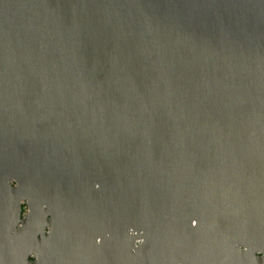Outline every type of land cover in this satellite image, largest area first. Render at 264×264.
<instances>
[{"label": "water", "instance_id": "95a60500", "mask_svg": "<svg viewBox=\"0 0 264 264\" xmlns=\"http://www.w3.org/2000/svg\"><path fill=\"white\" fill-rule=\"evenodd\" d=\"M0 264H264V0H0Z\"/></svg>", "mask_w": 264, "mask_h": 264}, {"label": "clouds", "instance_id": "9594fccd", "mask_svg": "<svg viewBox=\"0 0 264 264\" xmlns=\"http://www.w3.org/2000/svg\"><path fill=\"white\" fill-rule=\"evenodd\" d=\"M193 223H195V221H193ZM129 231H131V229ZM101 242H102V238H98L97 243H101ZM133 251L135 252V248L133 249Z\"/></svg>", "mask_w": 264, "mask_h": 264}, {"label": "built area", "instance_id": "2783aa9c", "mask_svg": "<svg viewBox=\"0 0 264 264\" xmlns=\"http://www.w3.org/2000/svg\"><path fill=\"white\" fill-rule=\"evenodd\" d=\"M140 242H141V240H137V241H136V245H138Z\"/></svg>", "mask_w": 264, "mask_h": 264}, {"label": "flooded vegetation", "instance_id": "af4514ba", "mask_svg": "<svg viewBox=\"0 0 264 264\" xmlns=\"http://www.w3.org/2000/svg\"><path fill=\"white\" fill-rule=\"evenodd\" d=\"M24 211H25V212L27 211V207L24 208Z\"/></svg>", "mask_w": 264, "mask_h": 264}]
</instances>
